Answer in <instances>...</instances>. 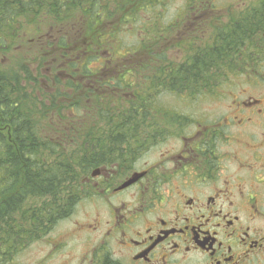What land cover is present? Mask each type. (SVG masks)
Segmentation results:
<instances>
[{
  "label": "flooded vegetation",
  "instance_id": "af4514ba",
  "mask_svg": "<svg viewBox=\"0 0 264 264\" xmlns=\"http://www.w3.org/2000/svg\"><path fill=\"white\" fill-rule=\"evenodd\" d=\"M212 1L213 5L208 0L184 11L187 20L183 17L163 28L158 25L146 57L132 61L134 69L140 70V62L148 63L151 70L147 74L153 75L156 85L166 65L160 56L166 52L161 45L166 46L170 40L163 41L164 38L183 42L208 35L205 25L212 13V36L219 46L226 38L242 41L237 43L231 61L223 63L224 72L261 86L264 0H233L231 6L220 4L222 0ZM42 38L47 37L37 40ZM157 48L161 53H156ZM61 55L54 58L55 68L47 70V75L57 72L64 82L69 79L76 90L62 92L63 87L52 85L56 92L74 96L75 100L89 91L98 92L100 84L116 78L118 71L123 73L118 66L126 63L109 58L105 52L103 64L113 65L115 69L107 70L116 72L85 75L82 66L68 68L78 60L75 49L64 50ZM54 94L42 89L41 101L43 96L50 98ZM68 98L57 99L58 104L73 105ZM154 104L167 114L174 112L161 101ZM154 104L150 116L135 117L152 122L149 131L130 133L134 137L121 140L119 147L110 138L115 137L114 133L95 131L97 123L103 126L101 121L109 117L52 115L47 121L36 117L38 124L46 125L39 126L36 134L32 132L37 138L65 134L64 140L71 139V133H62L65 126L84 119L89 131L85 137L87 168L78 180L81 190L74 202L63 206L48 230L46 236L52 231L55 236L45 244L49 248L46 260L57 256L58 264H264L262 97L242 92L228 101L225 113L217 119L208 115H157ZM109 143L112 148L108 151ZM64 223L70 227L60 231ZM68 235L74 243L62 251L61 243ZM64 251L68 254L61 255ZM6 263L10 264V260Z\"/></svg>",
  "mask_w": 264,
  "mask_h": 264
},
{
  "label": "trees",
  "instance_id": "16d2710c",
  "mask_svg": "<svg viewBox=\"0 0 264 264\" xmlns=\"http://www.w3.org/2000/svg\"><path fill=\"white\" fill-rule=\"evenodd\" d=\"M158 2L0 0V56L17 47L25 50V55L23 52L19 58L20 74L0 64V264H7L9 260L11 264L24 245L46 236L63 206H69L78 197L81 190L78 180L87 168L88 139L85 137L89 131L85 119L69 122L62 132L71 133L73 138L64 140L67 146H58L35 136L38 127L45 126V122L38 124L36 117L45 121L52 115H73L80 119L109 117L101 121L103 126L97 123L99 127L95 131L114 133L115 137L110 138L119 147L121 140L134 137L130 133L149 131L152 122L142 119L151 115L152 102L159 101V95L166 92L163 88L178 96L196 99L208 93L215 95L218 87L232 78L230 71L224 72L223 63L231 61L237 43L242 41L226 38L219 46L214 36L203 49L188 43L194 47L187 50L183 63L165 62V70L159 73L156 85L153 75L147 74L151 70L148 63L140 62V70L134 69V56L140 52L142 58L146 57L150 38H155L157 27L163 22L159 11L158 16L154 14L155 17H148L149 20H140L141 15L146 16L149 11L156 13V9L149 8L163 6L156 5ZM122 16L127 25L132 22V30L141 27L144 38L129 48L117 46L119 51H116V47L109 44V37L119 32L117 25ZM138 23L142 26L136 28ZM45 30L47 38L38 41ZM70 49H75L79 55L69 69L82 66L85 75L116 72L107 70L115 69L113 65L103 64V53L108 52L109 58L126 60L125 65L121 62L118 66L124 69L123 73L118 71L116 78L99 85L98 92L89 91L77 100L74 96L62 95L64 90H76V87L69 79L61 80L57 72L47 75V70L55 68L54 58H61L62 52ZM95 62L100 66L94 72L91 65ZM52 84L63 87L62 92H56V86ZM42 89L55 94L50 98L43 96L41 101ZM63 97H69L73 105L60 106L57 99ZM154 106L157 115L175 114H167ZM137 116L142 119L136 120ZM111 148L109 143L107 150Z\"/></svg>",
  "mask_w": 264,
  "mask_h": 264
},
{
  "label": "rangeland",
  "instance_id": "374dc122",
  "mask_svg": "<svg viewBox=\"0 0 264 264\" xmlns=\"http://www.w3.org/2000/svg\"><path fill=\"white\" fill-rule=\"evenodd\" d=\"M208 0H159V2L156 5H163L161 7H155L149 8V9H156L157 12H148L146 16L141 15L140 20H149L154 18L158 11L161 19L163 22L161 23L162 28L166 25H170V23H176L177 21H180L179 19L184 17V20H187L188 18L185 17V12L188 10L192 5H197V3H206ZM233 0H222L220 1V4H227L228 6H231ZM109 4V2L107 3ZM209 4L213 5V1L209 0ZM110 7H113L109 4ZM226 7V6H224ZM143 9V8H141ZM140 9V10H141ZM184 12V13H182ZM155 14V16H154ZM125 15V14H124ZM126 16V15H125ZM158 16V15H157ZM149 17V19H148ZM159 17V19H160ZM124 16L120 18V21L118 22L117 28H119V32H117L114 37L110 36L109 44L114 45L116 47V51H119L117 46H123V47H131L133 45H137L139 40L141 39L140 36L142 34L140 33L143 29L139 26H142L141 23H138L135 25L138 30H132L130 22L129 25L126 24V21L124 20ZM211 19H213V14L211 13ZM210 19L209 23L206 24V29L208 30V35L198 37L200 39L195 40H187L183 42L177 41H171L172 39L164 38L163 41L166 39H169L166 43V46L161 45L162 48H165V53H162L161 59H164L162 63L170 62V63H183V60L185 59L187 55L188 49H193L194 46H188V43H193L194 45L198 46L199 48H205L211 43V36H212V20ZM167 31H171V29H168ZM133 32V34H132ZM46 30L43 33V36L46 35ZM189 35V34H187ZM179 37V36H178ZM190 38H193L189 35ZM181 38V37H180ZM188 42V43H187ZM164 44V43H163ZM158 46V47H161ZM182 46V47H181ZM187 46V48H183ZM34 47V46H32ZM174 47H177L178 49H173ZM180 47V48H179ZM17 47L16 49L9 50V54L0 56V64L3 65L4 68L9 69L10 71H14L15 73L20 74L19 65H20V54L25 55V50L23 47ZM156 53H161V50L159 48L156 49ZM160 51V52H159ZM139 58L142 61V55H136L134 56V61L139 60ZM129 59V57L127 58ZM152 63V60H150ZM158 64V63H157ZM99 63H94L91 65L92 70L96 71L99 67ZM165 66V65H164ZM7 71V70H6ZM259 80L263 83L261 86H258L256 84H251L247 81L246 78L238 77V78H232L228 84L216 92L215 95L212 93H208L209 95H204L203 97H197V99L194 98H186V97H180V96H174L170 95L168 93L162 94V96L159 99V102L165 106L171 107L172 110L176 111L179 114L182 115H195V116H202V115H208L211 116L212 119L219 118L222 114L225 113V108L228 104V101L233 100L235 97L239 96L242 92H245L250 95L254 96L256 98H259L264 100V72L262 73ZM192 100L193 103H190L189 101ZM188 101V102H186ZM46 126V125H45ZM65 134H58L55 137L46 138L51 142L56 143V145H59L60 141L64 139ZM80 217V215H79ZM74 221H77V218L74 219L72 222V225L74 224ZM63 227V228H61ZM70 227L66 223L60 225V231L64 230L65 228ZM58 230V231H59ZM57 231V232H58ZM59 231V232H60ZM72 236V234L70 233ZM55 231H52L51 234L48 236H45L44 238H41L38 241H35L31 243V245L25 247L15 258H13L12 264H58L56 261H59V258L57 256H53L50 259L46 260V256L49 254V248L45 245L48 243L49 238H54ZM74 243L70 239V236L66 237V242H62L60 250H64L65 247L70 246ZM44 249V250H42ZM67 253V251H64V253L61 255H64ZM68 254V253H67ZM59 255V256H61ZM57 257V258H56ZM56 258V259H55Z\"/></svg>",
  "mask_w": 264,
  "mask_h": 264
},
{
  "label": "water",
  "instance_id": "95a60500",
  "mask_svg": "<svg viewBox=\"0 0 264 264\" xmlns=\"http://www.w3.org/2000/svg\"><path fill=\"white\" fill-rule=\"evenodd\" d=\"M128 184H130V183H128ZM128 184L124 185V187L127 186Z\"/></svg>",
  "mask_w": 264,
  "mask_h": 264
}]
</instances>
